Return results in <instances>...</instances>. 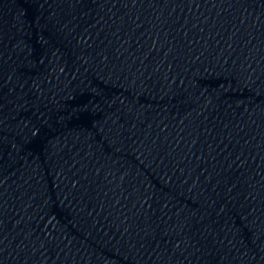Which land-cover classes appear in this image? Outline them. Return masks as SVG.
<instances>
[{
    "label": "water",
    "instance_id": "1",
    "mask_svg": "<svg viewBox=\"0 0 264 264\" xmlns=\"http://www.w3.org/2000/svg\"><path fill=\"white\" fill-rule=\"evenodd\" d=\"M0 264H264V0H0Z\"/></svg>",
    "mask_w": 264,
    "mask_h": 264
}]
</instances>
